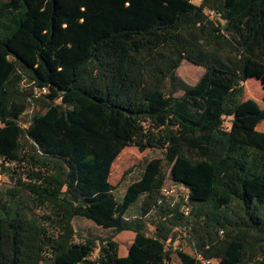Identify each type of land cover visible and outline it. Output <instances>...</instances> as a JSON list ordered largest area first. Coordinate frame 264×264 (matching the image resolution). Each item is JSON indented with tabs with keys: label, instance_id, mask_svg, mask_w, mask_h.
Returning <instances> with one entry per match:
<instances>
[{
	"label": "trees",
	"instance_id": "1",
	"mask_svg": "<svg viewBox=\"0 0 264 264\" xmlns=\"http://www.w3.org/2000/svg\"><path fill=\"white\" fill-rule=\"evenodd\" d=\"M97 1L0 0V159L28 165L0 202V264H264V107L242 85L264 87V0ZM130 145L164 155L119 198L110 169ZM167 170L188 215L161 193ZM76 217L132 231L127 253ZM178 226L194 255L172 250Z\"/></svg>",
	"mask_w": 264,
	"mask_h": 264
},
{
	"label": "rangeland",
	"instance_id": "2",
	"mask_svg": "<svg viewBox=\"0 0 264 264\" xmlns=\"http://www.w3.org/2000/svg\"><path fill=\"white\" fill-rule=\"evenodd\" d=\"M104 1L105 0L103 1L98 0L97 6L100 7L102 3H104ZM192 1L194 3L200 2V0H192ZM210 15L212 17L214 16V14L212 13ZM203 71L204 68L202 66L195 65L189 62L188 60L184 59L177 69V74L188 83H195L197 79L201 76ZM242 85L244 88V100L256 103L263 108L264 87L261 81L256 77H249L244 82H242ZM178 93L181 94L182 91H179ZM24 121L25 119L23 118L21 122L25 126L27 123H24ZM223 124L226 128H228L230 125V119L226 118ZM256 128L258 130L264 131V119H262L257 124ZM24 154H26V152ZM163 155H164V149L162 148H147L143 151H139L138 148L134 145L126 146L125 148H123L121 152L118 154V156L115 158V160L113 161L109 175V181L116 186L115 188L116 196L121 198L128 183L139 178L143 166L149 159L153 157H163ZM26 157L27 156L23 155V158ZM23 166H28L25 163V160L17 162V161H2L0 159V202L8 198L9 193H7V190H12V188L17 186V181H16L17 175H15L14 172H22L21 168H23ZM128 169H131V171L127 175H125L123 179H121L123 173ZM165 183L166 185L173 186V184H171V177L168 170H167ZM140 200L141 198L133 206L129 208L127 212V216L129 217L139 216ZM45 210L46 208H38L36 211L42 212ZM152 218L153 216L150 215L144 218L146 221L147 234H152L154 231V226L151 223ZM73 224L78 234L82 237L89 236V237L97 238V237L111 236L112 238H114V240H116L118 243V254L120 256H124L127 253L128 247L134 237V233L132 231L124 230L121 232H117L112 228H103L101 226H98L93 221L86 218L84 219L81 217L80 218L76 217L73 219ZM173 232L177 236V238L171 244L173 248L172 250H174L175 247H178L188 252L189 254L194 255L193 245L190 241L188 242L186 239L189 235V239H191V241L193 242L194 238L192 234H190V231L188 234V231L184 227L178 226L174 228ZM223 234L219 233L220 235L219 237H223ZM78 239H79L78 237H75V240ZM96 256H97V249L91 254V257H96ZM217 262H218L217 258L210 259V264H217ZM42 264H51V262L47 260L44 261ZM167 264H182L175 251L171 253L170 260L168 261Z\"/></svg>",
	"mask_w": 264,
	"mask_h": 264
},
{
	"label": "built area",
	"instance_id": "3",
	"mask_svg": "<svg viewBox=\"0 0 264 264\" xmlns=\"http://www.w3.org/2000/svg\"><path fill=\"white\" fill-rule=\"evenodd\" d=\"M45 92L46 89L45 87H41V88H35V93L38 92ZM161 193L164 197V199L167 201V204L173 206L175 204V202H177L180 197L183 198V200L185 201V203L182 205V210L183 213L185 215H188L190 213V207L187 203V199H188V192L186 190L184 191H180L178 189H176L174 186H170V185H163L162 189H161ZM202 264H210V259H203L201 260Z\"/></svg>",
	"mask_w": 264,
	"mask_h": 264
},
{
	"label": "crops",
	"instance_id": "4",
	"mask_svg": "<svg viewBox=\"0 0 264 264\" xmlns=\"http://www.w3.org/2000/svg\"><path fill=\"white\" fill-rule=\"evenodd\" d=\"M173 186L179 190L184 189L180 184H173Z\"/></svg>",
	"mask_w": 264,
	"mask_h": 264
}]
</instances>
